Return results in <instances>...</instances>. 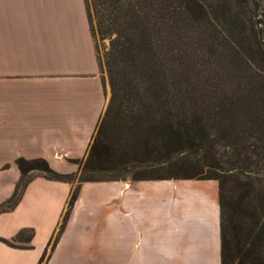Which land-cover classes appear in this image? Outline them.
I'll use <instances>...</instances> for the list:
<instances>
[{"label":"crops","instance_id":"1","mask_svg":"<svg viewBox=\"0 0 264 264\" xmlns=\"http://www.w3.org/2000/svg\"><path fill=\"white\" fill-rule=\"evenodd\" d=\"M106 106L84 0H0V204L14 190L18 158L71 174ZM71 184L35 176L0 238L24 228L31 249L0 242V264H37ZM118 237V238H117ZM220 264L214 180L82 183L46 264Z\"/></svg>","mask_w":264,"mask_h":264},{"label":"trees","instance_id":"2","mask_svg":"<svg viewBox=\"0 0 264 264\" xmlns=\"http://www.w3.org/2000/svg\"><path fill=\"white\" fill-rule=\"evenodd\" d=\"M152 1L84 0L99 65L95 34H98L100 41H108L103 65L110 87V99L88 145L80 176L75 187H71L58 225L37 264H46L48 261L64 230L82 183L126 180L216 181L220 264H264L263 224L259 217L248 212L242 198L237 196L234 199L227 188L233 178L238 181L237 177L244 172L243 168L232 163L230 169L224 170L215 159L214 164L202 163L203 168L198 173L171 172L172 169L183 170L185 165V162L173 160V155L179 154L182 157L187 149H193L196 144L190 135L193 132L192 125L185 122L187 108L183 104L176 105L174 100L175 94L181 92L167 84L165 79V63L157 50L158 25L153 17L158 9ZM179 115L184 117L179 119ZM135 157L138 159L134 161ZM206 158L214 159V156ZM235 161L240 165L243 163L238 156ZM68 162L79 166L82 160ZM15 165L20 177L12 195L0 204V213L14 209L25 187L35 176L72 184L77 175L55 172L43 159L18 158ZM127 165L130 168H126ZM133 167L141 171H131L130 176L122 178L97 179L90 176L93 173H124ZM164 169L168 173L158 175ZM33 236V229L24 228L11 239L0 238V242L14 249H31Z\"/></svg>","mask_w":264,"mask_h":264},{"label":"rangeland","instance_id":"3","mask_svg":"<svg viewBox=\"0 0 264 264\" xmlns=\"http://www.w3.org/2000/svg\"><path fill=\"white\" fill-rule=\"evenodd\" d=\"M153 1L158 9L153 17L158 25L157 50L165 63V79L181 92L174 100L187 108L185 122L191 123L190 135L196 144L182 157L173 155V160L185 165L183 170L171 172L198 173L202 163L214 164L215 159L224 170L232 163L243 168L238 181L233 178L227 188L234 199L242 198L248 212L259 217L264 228V0ZM95 43L106 91L105 111L110 99L103 65L108 41H100L96 33ZM183 117L179 115V119ZM211 155L214 159L206 158ZM236 156L243 161L241 165L236 163ZM85 157L76 165L72 187ZM133 168L90 176L122 178L130 176L131 171H141ZM165 169L158 175L168 173ZM113 239L112 264H120L119 246Z\"/></svg>","mask_w":264,"mask_h":264}]
</instances>
